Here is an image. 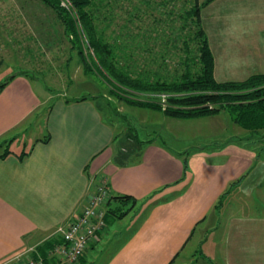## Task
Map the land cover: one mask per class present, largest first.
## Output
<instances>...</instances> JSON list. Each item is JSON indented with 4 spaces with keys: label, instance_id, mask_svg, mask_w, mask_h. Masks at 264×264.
Returning a JSON list of instances; mask_svg holds the SVG:
<instances>
[{
    "label": "crops",
    "instance_id": "obj_1",
    "mask_svg": "<svg viewBox=\"0 0 264 264\" xmlns=\"http://www.w3.org/2000/svg\"><path fill=\"white\" fill-rule=\"evenodd\" d=\"M201 18L218 81L264 73V0H212ZM49 94L26 74L0 92V264L46 255L102 180L132 199L105 206L82 264H264V131L190 151L128 133V146L93 98Z\"/></svg>",
    "mask_w": 264,
    "mask_h": 264
},
{
    "label": "rangeland",
    "instance_id": "obj_2",
    "mask_svg": "<svg viewBox=\"0 0 264 264\" xmlns=\"http://www.w3.org/2000/svg\"><path fill=\"white\" fill-rule=\"evenodd\" d=\"M63 1L69 7L68 0H62V3ZM161 1L121 0L114 3L113 0L106 8H100L97 23L108 28L109 36L115 38L121 35V24H127L131 19L133 23L128 30L131 34L122 29L125 33L123 36L138 43V39H142V35L139 36L137 32L139 29L145 33L149 32V41H152L145 47L149 50L132 48L136 53L135 58L139 59V69L174 76L182 66L186 49L182 40L178 39L176 46L173 40H167L174 39L175 34L164 39L159 37L157 44H153L157 35L164 34L162 27L157 31L161 24L157 26L155 19L169 21V8L162 5ZM74 39L76 38L67 34L65 25L56 13L43 1L0 0V83L13 74H26L31 77L38 92L44 97L49 96L51 92L54 99L93 98L104 118L116 128L118 139H123L121 144L126 143L128 146L131 144L130 140L128 143L125 141L128 133L135 139L134 145L139 140L153 139L182 151L242 140L239 137L248 142V137H252L247 131L242 132L240 126L234 123L231 115L225 111L213 117H169L162 111L144 108L118 98L110 91L107 76L98 66L91 71L85 68L82 57L71 43ZM163 50L167 51L164 53L165 64L161 56L162 52H165ZM154 53H157L156 56H153ZM139 98L144 99L142 96ZM46 107L45 105L41 112H44ZM41 128L34 126L32 135L39 136L43 132ZM106 257L105 254L92 260L94 264H103Z\"/></svg>",
    "mask_w": 264,
    "mask_h": 264
},
{
    "label": "trees",
    "instance_id": "obj_3",
    "mask_svg": "<svg viewBox=\"0 0 264 264\" xmlns=\"http://www.w3.org/2000/svg\"><path fill=\"white\" fill-rule=\"evenodd\" d=\"M41 1L56 13L65 25L67 34L76 38L71 43L82 57L85 68L91 71L98 66L107 76L110 91L118 98L144 108L162 111L169 117H213L225 111L231 115L234 123L250 131L251 135L264 131V73L253 74L241 81H218L215 77L214 55L201 18L202 9L212 0L161 1L162 5L169 8V21L155 19L157 26L161 24L157 31L162 27L164 34L157 35L153 44H157L159 37L164 39L175 34L174 39L167 40H173L175 46L177 41L182 40L186 49L182 66L174 76L139 69V59L135 58L136 53L132 48L148 49L145 47L152 41H149V32L139 29L137 32L139 36L142 35V39H138V43L123 36L125 33L122 29L128 31L133 23L130 18L127 24H121L122 36L119 37L111 38L107 33L108 28L99 26L97 22L100 8H106L113 0H68L69 7L62 0ZM119 1L121 0H114V3ZM128 34H131L130 31ZM168 43L167 41L166 44ZM164 53L167 51L161 55L165 64ZM15 76L13 74L0 83V92ZM11 152L8 142L0 143L1 156ZM26 154L22 153L20 157L23 158ZM131 199L130 195H113L108 203L112 200ZM222 200L223 198L216 205L219 206ZM113 211L118 217L127 213V210L121 213Z\"/></svg>",
    "mask_w": 264,
    "mask_h": 264
},
{
    "label": "built area",
    "instance_id": "obj_4",
    "mask_svg": "<svg viewBox=\"0 0 264 264\" xmlns=\"http://www.w3.org/2000/svg\"><path fill=\"white\" fill-rule=\"evenodd\" d=\"M63 4L67 6L65 1ZM110 197L107 181L102 180L81 213L58 228L60 241L55 242L46 255L30 254L17 264H79L88 247L96 241L98 234L106 226L105 206Z\"/></svg>",
    "mask_w": 264,
    "mask_h": 264
}]
</instances>
